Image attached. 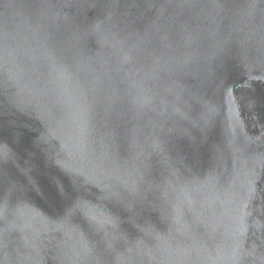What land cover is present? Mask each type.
<instances>
[{
	"label": "water",
	"instance_id": "1",
	"mask_svg": "<svg viewBox=\"0 0 264 264\" xmlns=\"http://www.w3.org/2000/svg\"><path fill=\"white\" fill-rule=\"evenodd\" d=\"M0 264H264V0H0Z\"/></svg>",
	"mask_w": 264,
	"mask_h": 264
}]
</instances>
